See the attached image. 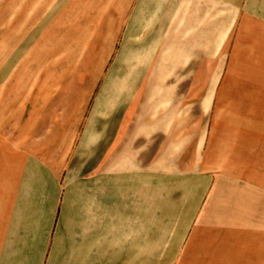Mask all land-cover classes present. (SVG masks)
I'll return each mask as SVG.
<instances>
[{
	"label": "crops",
	"instance_id": "1",
	"mask_svg": "<svg viewBox=\"0 0 264 264\" xmlns=\"http://www.w3.org/2000/svg\"><path fill=\"white\" fill-rule=\"evenodd\" d=\"M240 12L0 0V264H264V129L223 102Z\"/></svg>",
	"mask_w": 264,
	"mask_h": 264
},
{
	"label": "rangeland",
	"instance_id": "2",
	"mask_svg": "<svg viewBox=\"0 0 264 264\" xmlns=\"http://www.w3.org/2000/svg\"><path fill=\"white\" fill-rule=\"evenodd\" d=\"M240 16L241 24L233 28L226 43L225 72L229 74L225 79L223 102H228L226 109L234 102H242L251 112L242 130L255 131L264 129V0H241ZM213 87L216 88L215 84L210 90L212 99ZM230 127L225 130L239 129L233 123ZM152 263V258H146L145 264Z\"/></svg>",
	"mask_w": 264,
	"mask_h": 264
}]
</instances>
